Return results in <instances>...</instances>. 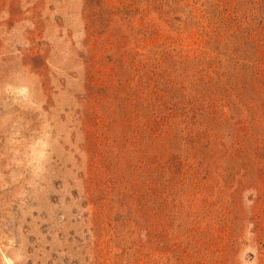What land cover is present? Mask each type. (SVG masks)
Instances as JSON below:
<instances>
[{"label":"rangeland","instance_id":"rangeland-1","mask_svg":"<svg viewBox=\"0 0 264 264\" xmlns=\"http://www.w3.org/2000/svg\"><path fill=\"white\" fill-rule=\"evenodd\" d=\"M0 264H264V0H0Z\"/></svg>","mask_w":264,"mask_h":264}]
</instances>
